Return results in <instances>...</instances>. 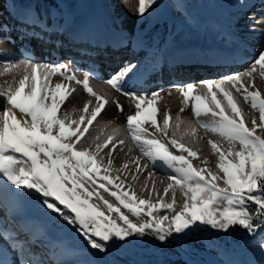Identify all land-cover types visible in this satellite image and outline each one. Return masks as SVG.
<instances>
[{
	"label": "snow or ice",
	"instance_id": "1",
	"mask_svg": "<svg viewBox=\"0 0 264 264\" xmlns=\"http://www.w3.org/2000/svg\"><path fill=\"white\" fill-rule=\"evenodd\" d=\"M155 3L156 0H138V15L143 17ZM136 67L128 64L104 82L135 101V111L126 117V126L142 154L153 165L160 162L172 170L163 195L153 185L149 199L139 198L134 191L121 188L118 176L109 174L112 160L105 164L100 152L109 144L114 148L115 143H124L114 139L118 129L105 143H95V150L91 146L77 147L108 102L90 85L94 74H85L81 80L69 65L41 63L31 55L18 64L4 65L5 72L16 70L20 75L0 89V186L34 190L44 198L48 210L74 226L89 246L100 252H107L108 244L114 240L126 242L149 231L160 242H166L173 233L186 234L201 225L224 232L240 226L250 233L264 227V93L254 83L256 73L264 78V50L258 52L245 73L201 82L214 108H209L206 97L196 92V85L188 83L179 88L183 102H191L197 124L225 142L208 141L217 156L218 172L194 167L188 157L198 158L197 151L177 140L175 132L167 142L160 138L168 136L171 114L163 113L161 126L157 120L158 102L162 99L159 92L125 91ZM54 76L60 79L53 82ZM244 77L249 79L245 82ZM73 83L82 85L96 101L94 105L91 100L84 103L78 120L72 113L62 111L75 92ZM234 92L258 112V120L253 116L249 125ZM218 93L223 99H218ZM116 106L123 112L119 102ZM209 114L210 121L199 119ZM175 119L179 130L180 117ZM191 131L195 133L196 129ZM169 145L181 154H174ZM176 187L184 197L179 209L175 207ZM169 190H173L172 199L166 202L164 196ZM153 192L156 202L151 199ZM162 210L171 215L160 214ZM259 246L264 250V241Z\"/></svg>",
	"mask_w": 264,
	"mask_h": 264
},
{
	"label": "bare ground",
	"instance_id": "2",
	"mask_svg": "<svg viewBox=\"0 0 264 264\" xmlns=\"http://www.w3.org/2000/svg\"><path fill=\"white\" fill-rule=\"evenodd\" d=\"M117 1L115 3L114 0H0V32L8 34L16 41L9 44L6 40H0V47L19 46L35 61L37 59L49 60L67 64L75 69L76 75L81 80L85 74H94L90 77V85L95 84L97 89L94 87L93 89L105 96L108 102L96 121L89 126V132L85 134L77 147L91 146L92 150H95V143H105L107 137L113 135L118 129L117 126L125 123L127 128L126 117L135 111V101L131 97L116 91L104 81L125 67L121 57L134 55L141 49L135 44L137 41L139 42L140 38L143 37L149 41L156 35L155 40L159 39V41L154 45L155 48L152 51L148 47L143 48L147 54L149 65L153 67V72L136 76L147 77L140 86L134 84L135 77L127 80L125 91L143 89L139 92H159L162 99L158 102V122L162 126L161 117L165 111H169L172 117L168 136L160 138L167 142L175 132L177 140L197 151L198 156L210 162L211 167H216L217 156L208 141L211 139L218 144L225 143L218 134L207 131L209 134L206 135L208 136H196L191 131L192 123L185 122V120L180 121L179 130L175 127L178 123L175 119L177 113L182 117H187L191 111L192 119L197 121L192 113L191 102H183L179 88L181 85L192 83L196 85V92H198L200 84L191 79V74L197 75L199 80L202 77L220 80V78L235 73L243 74L250 68L254 61H251L250 57L264 49V22L261 20L264 14H260L264 11V0H232L231 4H221L222 7L216 3V8H212L207 0H173L175 7L186 10L184 20L187 23L180 22L167 27L162 26L166 30L161 33V28L157 29L160 25L155 26V31H152L153 28L150 25L144 24L148 21V17L154 13L155 10L152 11V8L158 3L157 0L143 17L138 15V0ZM77 4L83 8L79 9V12ZM94 5H97L98 8ZM200 5H203L204 8L207 7L208 13L198 11L201 8L197 11L191 9V7L195 8ZM135 6L137 12H135ZM218 8H226L227 15H221ZM66 10L68 13L64 14ZM256 10L260 13L254 16L253 12ZM113 17L118 20L111 22ZM138 18L141 23L138 22ZM251 22L256 25L261 24V26L249 28ZM153 24L156 25L155 18ZM63 26H66L65 32H61L59 29ZM240 28L250 29L249 43L244 41L247 31L240 32ZM134 31H137L141 37H134ZM176 32H183L181 38L178 37L179 34L176 38ZM253 37H256L257 42L255 43L259 42L254 46L250 45ZM261 39H263L262 46L259 45ZM66 55L67 58L64 57ZM217 73H221L222 75L219 76L223 77H219ZM19 75L20 73L16 70L5 72L0 65V89L6 87V84L12 82L13 79H18ZM59 79V77H52L53 82ZM243 79L246 82L249 78L244 77ZM254 83L264 93V78H261L259 73L255 74ZM72 87L75 88V92L62 106V111L72 113L73 117L78 120L84 103L91 100L94 105L96 101L80 85L73 83ZM114 96L121 97L120 105L123 106V112L119 111L117 106L111 105L110 100ZM204 96L209 102L208 107L213 106L210 102V95L205 93ZM217 97L223 99L219 93ZM234 97L249 125L253 116L258 120V112L254 111L240 94L234 92ZM115 102L117 105L118 101ZM2 104L3 97H0V105ZM181 108L184 109L183 112L180 111ZM131 109L132 111L128 113L127 111ZM17 115L19 117L20 114L17 113ZM104 118L108 122L110 121V124L101 125V120ZM199 119L205 122L210 121L206 115H202ZM120 134L118 132L114 139L120 140L122 136L126 135V133L122 136ZM126 136L129 142L125 137L126 139H122L123 144L115 143L114 148L112 144H109L100 152V157L105 164L108 159L112 160L109 174L113 177L118 176L117 183L121 185V188L130 193L134 191L139 198L140 196L144 198L145 192L151 191L153 185L163 195V189L170 181L162 175L167 178L173 174L172 170L162 167L160 162L153 165L137 148V145H134L131 135L127 134ZM170 150L174 154H181L175 148L170 147ZM117 161H122L121 165ZM148 165L153 169V173L148 171ZM121 174L125 175L120 176ZM0 191L7 199L13 201L15 208L14 216H6L4 215L6 212L3 211L2 215L4 216L0 217L2 218L0 230L7 233L9 240L7 244L10 245L5 248L8 253L6 256L14 251L11 246H18L20 250H23L21 254L23 257L32 258L37 264H119L117 258L111 256V250L113 251L111 248L115 243L108 244L107 252L92 249L87 239L74 226L69 225L62 217L52 213L44 206V198L34 190L16 189L8 184L0 186ZM172 191L169 190L167 196H164L166 202L171 201ZM175 191L177 202H180L181 198L184 200L179 187H176ZM152 195L157 199L154 192ZM105 196L115 202V198L109 197L107 193ZM124 211L127 212V210ZM168 215L171 213L169 212ZM165 223L167 224V221ZM148 233L152 240L157 239L150 231ZM174 235L168 238L166 243L169 244L174 241L173 239H177ZM178 235L177 237H180ZM0 262H3V259ZM261 262L264 264V256Z\"/></svg>",
	"mask_w": 264,
	"mask_h": 264
},
{
	"label": "rangeland",
	"instance_id": "3",
	"mask_svg": "<svg viewBox=\"0 0 264 264\" xmlns=\"http://www.w3.org/2000/svg\"><path fill=\"white\" fill-rule=\"evenodd\" d=\"M50 1H54V0H50ZM62 1H64V0H62ZM157 1H158V3H156V5L152 8V11L153 10H155V11H153L154 13H152L150 15V17L151 18L153 17V18L151 19L150 17H148V21L146 23H144V24H146V26L150 25V27L153 28L152 31H155L154 28L157 25L158 26L160 25L157 29L161 28L160 29V33H161L162 31L166 30V28L164 30L162 26L167 27L170 24H174V23L177 24L180 22H184L185 24L187 23V21L184 20L186 10L185 11L183 9L181 10V7L180 8L175 7V5H173V0H157ZM207 1L210 3L212 8L216 7L215 6L216 3H218L220 5L221 4L224 5L227 3L231 4V2H232V0H207ZM234 1H237V0H234ZM114 2L117 3L118 1L114 0ZM223 5H221V7ZM77 6H79V5L77 4ZM94 7L98 8L97 5L96 6L94 5ZM158 7H159V9H158ZM202 7H203V5H200L199 7L195 6V8L191 7V9L194 11H197L199 8H201L202 10L199 9L198 11L208 13V11H207L208 8L207 7L202 8ZM77 9L79 12L80 11L79 9H83V8L79 6V7H77ZM209 10H211V9H209ZM225 10H226V8L225 9L220 8L219 13L221 15L226 16L227 13L225 12ZM135 12H137L136 6H135ZM263 12L264 11H262L261 13L259 12V13L264 14ZM253 13H254V16L259 14L257 10L254 11ZM101 14H103V12H101ZM101 16L105 17L104 15H101ZM157 16H158V18H157ZM262 16L263 17L262 18L260 17V18L264 22V15H262ZM134 17H135V15H134ZM134 17H133V19H134ZM180 17H181V19H180ZM139 18L137 19L138 22H139ZM154 18L156 21V25L153 24ZM249 19H250V17H249ZM114 20L117 21L118 18L113 17L111 22H113ZM157 20L158 21L160 20L161 22H158ZM181 20H183V21H181ZM139 23H141V21ZM165 24H167V25H165ZM130 25H132V24L130 23ZM259 25L261 26V24L256 25V23L251 22L249 24V26H250L249 28L254 27V26L260 27ZM235 26H237V25H235ZM244 31H247L246 32L247 35H244V36H246V37H244V41L249 43L248 41H249V39H251V35L249 33H251V31H250V29L247 30L245 28H240V32H244ZM182 33L183 32H180V33L176 32V34H175L176 38H177L178 34H179L178 37L181 38ZM261 41H263V39L260 40V44H259L260 46H262ZM255 42H257L256 37H253L250 45L254 46V44L259 43V42L258 43H255ZM256 57H257V55H252L250 57L251 61H253ZM217 74L219 76L221 73H217ZM91 86L97 89V86L95 84H91ZM80 87L82 89H84L82 87V85H80ZM225 87H228V85H225ZM140 90L141 89H139V91ZM158 91H160V90H158ZM197 93L204 95L205 93H207V91H205V89H203L202 85H198V92ZM120 98H121L120 96L112 97L110 100L111 105L113 107H115L116 106V102H115L116 100L120 104V100H121ZM219 99H220V97H219ZM210 108H214V105L210 106ZM131 111H132V109L128 110L127 112L129 113ZM124 114H126V113H124ZM124 114H123V116H124ZM177 116L180 117V121L185 120V122L188 121L189 123H192V125H193L192 128L194 127L196 129V131H195L196 136H198V135L208 136V135H206L208 133L207 132L208 130H206L204 127L199 126V124H197V121L192 119L191 111L189 112L187 117L186 116L182 117L181 115H179V113H177ZM206 116L208 117L209 120L212 119L210 114L206 115ZM184 117H185V119H184ZM73 118H75V117H73ZM162 121H163V117H161V122ZM108 123L110 124V121L108 122V120L106 118L101 120V125H105ZM91 128H93V127H91ZM117 128L119 130V133H121L120 134L121 136H122V134L125 135V133H126V135L128 134L130 136L128 130L125 127V123L120 124L119 126H117ZM117 128H115V129H117ZM126 135H125V137L127 138ZM125 137L122 136V139H126ZM149 138H152V137H149ZM127 141L129 142L128 138H127ZM132 142L134 143L135 146L137 145L136 142L133 141V139H132ZM177 151H179V150H177ZM183 154L185 156H187V153H183ZM188 159L192 162L193 166L198 168V169L199 168H207L213 172L219 171L217 167H211L210 162L207 161V163H204L203 161H205V158H203V157H200V156H198V158L188 157ZM117 163H119L121 165L122 161H117ZM148 166H149L148 171L153 173V169L151 168V166L150 165H148ZM154 174L156 176H159L156 173H154ZM124 175L125 174H121L120 176H124ZM162 176L166 180H168L166 178V176H164V175H162ZM145 193H146L145 194L146 196H144V198L149 199V197H148L149 192L146 191ZM104 195H106V193ZM153 196L154 195H152L151 199H152V202H155L156 198ZM142 197L143 196H140V198H142ZM1 200H2V198H0V201ZM182 203H183V199L181 198L180 202H177L175 207L177 209H179V207L182 205ZM161 214H169V212H167V210H164V211L162 210ZM132 218L135 219L134 217H132ZM230 232H231V229L229 231L225 232L224 237H226V236L229 237L228 233H230ZM222 233H223V231H221V230L212 229L210 226L201 225L199 227L194 228L191 231H187L186 234H179L178 236H180V237H177V234L173 233V235L174 234L176 235L177 239H173L174 241L170 242L169 244L166 243L167 241L162 243L159 240L157 241V239L152 240L150 233L146 234L143 237L129 238L126 242H120V241L114 240L112 243H115V244H114L113 248H111V249H113V251L111 250V256L116 257L117 260L119 261V264H261L262 263L261 259L264 256V250H262L259 245L262 241H264V227L257 229L256 232L251 233L250 235L245 234L239 241H237L236 244H234L233 246L229 245V247L226 246V243H223L220 241L219 238H221V236H223ZM226 247L229 248L230 251L225 250L224 248H226ZM223 250L225 253L223 252Z\"/></svg>",
	"mask_w": 264,
	"mask_h": 264
},
{
	"label": "trees",
	"instance_id": "4",
	"mask_svg": "<svg viewBox=\"0 0 264 264\" xmlns=\"http://www.w3.org/2000/svg\"><path fill=\"white\" fill-rule=\"evenodd\" d=\"M225 232L223 231L220 241L223 243H226V246L229 247V245H234L237 243V241H239L245 234L250 235L251 233L248 232L247 230H245L244 228L240 227V226H234L231 229V232L228 233L229 237H224ZM227 251H230L229 248H224ZM230 254V253H229Z\"/></svg>",
	"mask_w": 264,
	"mask_h": 264
},
{
	"label": "water",
	"instance_id": "5",
	"mask_svg": "<svg viewBox=\"0 0 264 264\" xmlns=\"http://www.w3.org/2000/svg\"><path fill=\"white\" fill-rule=\"evenodd\" d=\"M186 1H188V0H186Z\"/></svg>",
	"mask_w": 264,
	"mask_h": 264
}]
</instances>
